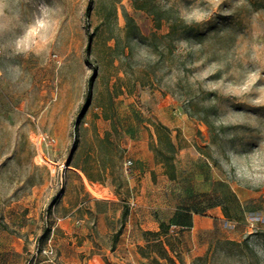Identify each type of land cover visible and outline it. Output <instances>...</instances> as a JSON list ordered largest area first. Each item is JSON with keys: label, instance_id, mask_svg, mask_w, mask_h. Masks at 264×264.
Here are the masks:
<instances>
[{"label": "rangeland", "instance_id": "obj_1", "mask_svg": "<svg viewBox=\"0 0 264 264\" xmlns=\"http://www.w3.org/2000/svg\"><path fill=\"white\" fill-rule=\"evenodd\" d=\"M214 207L209 234L171 226V255L264 264V0H0V264H169L149 221Z\"/></svg>", "mask_w": 264, "mask_h": 264}, {"label": "trees", "instance_id": "obj_2", "mask_svg": "<svg viewBox=\"0 0 264 264\" xmlns=\"http://www.w3.org/2000/svg\"><path fill=\"white\" fill-rule=\"evenodd\" d=\"M179 30H182L185 33V39L190 44L193 41H196L198 38H200L203 35V32H201L195 25L188 24L185 21H179V22L173 21L170 26V32L168 33V35H170L171 37H174ZM86 51H87V59L89 60L90 52H91V40L89 41L87 45ZM92 85H93V78L90 79L89 81V90H88L86 101L82 108L80 117H82L84 112L91 105ZM209 127L210 129L215 130L212 124H209ZM153 149L155 151L156 157L160 160V163L164 166V171L166 175H168L170 179H175L176 178V165L174 162V157L176 156L179 150V145L174 142L172 138L171 130L168 127L161 125L160 128L157 129V142H155ZM128 214H129V211L126 208L122 215V218L124 221L126 220ZM159 228H160L159 231L145 232L146 235L153 238L151 242H148V247L152 249H158L160 252L158 256L161 259L166 260L169 264H184L182 258H179L178 260H176L174 256L171 255L172 251L168 248L169 244L165 241V239H167L168 237L171 224L160 222ZM120 234H121V231L117 232L116 237L119 236ZM145 248L146 247H142V246L139 247L140 254L143 257H150L151 254L146 252ZM152 251L154 252V250ZM152 259L155 263L160 264V261L158 260V258L152 257Z\"/></svg>", "mask_w": 264, "mask_h": 264}, {"label": "crops", "instance_id": "obj_3", "mask_svg": "<svg viewBox=\"0 0 264 264\" xmlns=\"http://www.w3.org/2000/svg\"><path fill=\"white\" fill-rule=\"evenodd\" d=\"M131 180H134V172ZM106 199L110 201V198ZM222 217V212L218 209V207L210 208L203 214H197L193 211H186L182 209H175L171 216L162 219L161 222H167L168 224H171L172 227L189 229L193 230V232L200 231L205 233L204 231H206V233L209 234L213 229H215L217 220H221ZM159 226L160 222L151 220L149 221L147 228L150 231H159Z\"/></svg>", "mask_w": 264, "mask_h": 264}, {"label": "built area", "instance_id": "obj_4", "mask_svg": "<svg viewBox=\"0 0 264 264\" xmlns=\"http://www.w3.org/2000/svg\"><path fill=\"white\" fill-rule=\"evenodd\" d=\"M132 164H133V161H132V160H128V161L125 163V166H126V168H127V167H131ZM58 221L61 222V221H63V219L60 218V219H58ZM54 231H55V228H53V229L51 230V234H50V236H49V238H48V241H49L48 247L42 250V252L45 253L48 257H52V256L55 255V251H54V249H53V247H52V245H51L52 238H53V235H54Z\"/></svg>", "mask_w": 264, "mask_h": 264}, {"label": "bare ground", "instance_id": "obj_5", "mask_svg": "<svg viewBox=\"0 0 264 264\" xmlns=\"http://www.w3.org/2000/svg\"><path fill=\"white\" fill-rule=\"evenodd\" d=\"M89 186V185H88ZM90 190L92 191V193L98 197H102V195L104 194V190L100 189V188H94L89 186Z\"/></svg>", "mask_w": 264, "mask_h": 264}]
</instances>
